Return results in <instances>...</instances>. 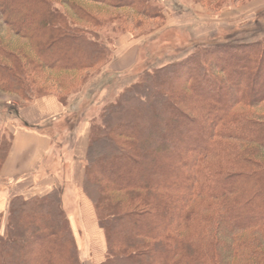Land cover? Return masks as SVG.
<instances>
[{
    "label": "trees",
    "instance_id": "obj_1",
    "mask_svg": "<svg viewBox=\"0 0 264 264\" xmlns=\"http://www.w3.org/2000/svg\"><path fill=\"white\" fill-rule=\"evenodd\" d=\"M79 1L0 0V27L24 42L0 34V91L28 104L53 94L52 82L62 103L111 61L93 30L102 14ZM82 1L157 17L146 0ZM262 105L264 38L216 40L106 104L90 123L82 180L106 239L99 264H264ZM12 137L0 134V168ZM61 201L56 188L9 200L0 264H81Z\"/></svg>",
    "mask_w": 264,
    "mask_h": 264
},
{
    "label": "rangeland",
    "instance_id": "obj_2",
    "mask_svg": "<svg viewBox=\"0 0 264 264\" xmlns=\"http://www.w3.org/2000/svg\"><path fill=\"white\" fill-rule=\"evenodd\" d=\"M146 1L151 3L155 14L157 12L156 18L143 17L131 9H112L79 1L83 6L97 9L102 14L100 17L105 24L93 30L98 32L100 40L106 43L108 49L113 50L116 44L123 41L137 50L138 58L120 74V64L107 71L104 67L102 70L87 72L62 98L61 104L68 106L62 116L72 114L77 128L72 131L71 136H67L63 117H60L57 123V127L63 131V141L59 143L62 145L60 154H68L69 147L73 148L71 137L76 134V149L72 155L82 154L85 157L91 121L97 119L102 108L143 73L180 61L199 48L212 45L216 40L220 44H227L248 43L264 38V0ZM0 34L11 45L24 44L23 40L14 36L5 26L0 27ZM46 86L53 94L62 93L52 82L46 83ZM43 93L46 92L41 90L39 94L33 92V95ZM26 104V101L16 95L0 91V134L7 142L13 133V125L18 121L17 110ZM81 143L84 144L83 149ZM84 164L83 160L82 165ZM62 192L61 197L65 201L74 200L73 191ZM6 221L7 211L0 216L1 234L5 232ZM92 258L95 260L94 256Z\"/></svg>",
    "mask_w": 264,
    "mask_h": 264
},
{
    "label": "crops",
    "instance_id": "obj_3",
    "mask_svg": "<svg viewBox=\"0 0 264 264\" xmlns=\"http://www.w3.org/2000/svg\"><path fill=\"white\" fill-rule=\"evenodd\" d=\"M137 55L136 49L122 41L115 45L105 71L120 64V74L135 63ZM67 109L54 94H47L17 110L18 121L13 125L10 148L0 168V216L5 215L9 200L14 196L42 195L54 188L61 195L62 191H73L74 200L65 201L61 197V206L66 210L79 259L81 264H99L106 256V239L93 203L83 192L84 155H72L76 149V134L71 137L74 145L69 147L68 154L59 151L63 131L57 123ZM74 130L66 131L67 136ZM83 145L81 143L82 149Z\"/></svg>",
    "mask_w": 264,
    "mask_h": 264
},
{
    "label": "bare ground",
    "instance_id": "obj_4",
    "mask_svg": "<svg viewBox=\"0 0 264 264\" xmlns=\"http://www.w3.org/2000/svg\"><path fill=\"white\" fill-rule=\"evenodd\" d=\"M87 209V208H86Z\"/></svg>",
    "mask_w": 264,
    "mask_h": 264
}]
</instances>
